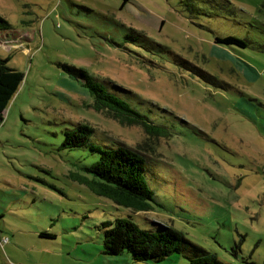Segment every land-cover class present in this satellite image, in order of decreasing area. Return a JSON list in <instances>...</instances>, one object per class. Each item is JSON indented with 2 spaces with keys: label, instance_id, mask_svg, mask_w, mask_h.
Segmentation results:
<instances>
[{
  "label": "rangeland",
  "instance_id": "1",
  "mask_svg": "<svg viewBox=\"0 0 264 264\" xmlns=\"http://www.w3.org/2000/svg\"><path fill=\"white\" fill-rule=\"evenodd\" d=\"M0 16V56L25 75L0 126V264H190L105 255L103 224L120 218L172 227L227 264H264V0H0ZM230 36L246 47L217 42ZM66 65L172 136L97 112ZM79 124L93 144L153 159L150 211L91 189L101 154L64 146Z\"/></svg>",
  "mask_w": 264,
  "mask_h": 264
},
{
  "label": "trees",
  "instance_id": "2",
  "mask_svg": "<svg viewBox=\"0 0 264 264\" xmlns=\"http://www.w3.org/2000/svg\"><path fill=\"white\" fill-rule=\"evenodd\" d=\"M129 0H123V6ZM11 24L0 16V31H8ZM218 43L246 47L236 37L218 38ZM8 59L0 56V126L10 102L25 80V75L8 65ZM64 70L87 87L94 99L91 105L97 112H106L123 126H142L150 137L172 136L166 126L155 124L151 119L132 107L121 95L98 82L85 69L64 66ZM95 129L88 124H79L66 132L64 146L76 148L90 146L101 154L98 162L86 168L97 180L91 189L99 196L112 200L116 205L135 212H147L156 201L155 192L147 180L152 172L153 159L140 151L123 144L101 146L91 143ZM144 149L143 146H140ZM104 254L110 257L128 255L136 263H161L174 253H183L190 264H227L202 246L188 240L181 232L162 226L158 232L145 230L129 219L120 218L103 224ZM41 237L53 238L54 234L43 232Z\"/></svg>",
  "mask_w": 264,
  "mask_h": 264
},
{
  "label": "crops",
  "instance_id": "3",
  "mask_svg": "<svg viewBox=\"0 0 264 264\" xmlns=\"http://www.w3.org/2000/svg\"><path fill=\"white\" fill-rule=\"evenodd\" d=\"M43 233V232H42ZM42 238H44V237H42ZM110 257V256H109Z\"/></svg>",
  "mask_w": 264,
  "mask_h": 264
}]
</instances>
